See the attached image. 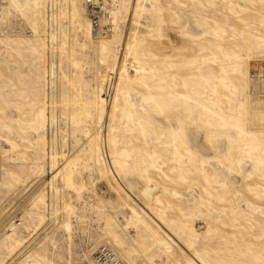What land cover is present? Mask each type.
Listing matches in <instances>:
<instances>
[{
    "label": "rangeland",
    "instance_id": "obj_1",
    "mask_svg": "<svg viewBox=\"0 0 264 264\" xmlns=\"http://www.w3.org/2000/svg\"><path fill=\"white\" fill-rule=\"evenodd\" d=\"M0 0V264H264V0Z\"/></svg>",
    "mask_w": 264,
    "mask_h": 264
},
{
    "label": "built area",
    "instance_id": "obj_2",
    "mask_svg": "<svg viewBox=\"0 0 264 264\" xmlns=\"http://www.w3.org/2000/svg\"><path fill=\"white\" fill-rule=\"evenodd\" d=\"M109 0H84L87 15L92 20L93 32L96 37H103L110 30L109 24L100 20L106 18L105 6ZM94 264H125L108 247L102 246L94 254Z\"/></svg>",
    "mask_w": 264,
    "mask_h": 264
},
{
    "label": "bare ground",
    "instance_id": "obj_3",
    "mask_svg": "<svg viewBox=\"0 0 264 264\" xmlns=\"http://www.w3.org/2000/svg\"><path fill=\"white\" fill-rule=\"evenodd\" d=\"M116 255V254H115ZM117 256V255H116ZM118 257V256H117ZM119 258V257H118ZM120 259V258H119ZM121 260V259H120ZM91 264H94V256H93V258H92V260H91Z\"/></svg>",
    "mask_w": 264,
    "mask_h": 264
}]
</instances>
